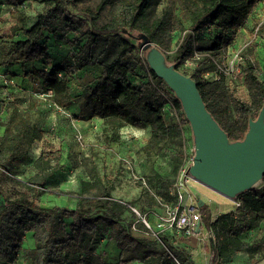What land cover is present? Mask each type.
Returning a JSON list of instances; mask_svg holds the SVG:
<instances>
[{
  "label": "trees",
  "instance_id": "16d2710c",
  "mask_svg": "<svg viewBox=\"0 0 264 264\" xmlns=\"http://www.w3.org/2000/svg\"><path fill=\"white\" fill-rule=\"evenodd\" d=\"M263 3L0 0V18L12 22L0 36V264H195L184 241L191 237L175 228L153 235V213L176 202L172 187L188 122L134 36H145L191 78L229 141H242L264 110V64L255 61L252 42L238 53L236 74L227 54L238 33L264 44V18L255 17ZM31 7L33 15L26 12ZM53 114L55 134L60 122L74 130L83 125L107 149L120 146L123 129L145 128L148 136L134 154L141 176L133 175L146 186L133 180L138 192L129 200L117 196L123 167L98 170L93 146V157L83 159L90 166L82 170L83 164L72 188L63 190L79 167L70 146L33 155ZM237 201L239 207L214 219L206 203L199 209L211 233L212 264L264 261V175L259 188Z\"/></svg>",
  "mask_w": 264,
  "mask_h": 264
},
{
  "label": "water",
  "instance_id": "95a60500",
  "mask_svg": "<svg viewBox=\"0 0 264 264\" xmlns=\"http://www.w3.org/2000/svg\"><path fill=\"white\" fill-rule=\"evenodd\" d=\"M138 43L150 70L165 82L180 102L192 133L193 157L189 174L194 182L229 200L253 189L264 175V110L256 120L249 122L242 141L230 142L206 110L196 83L179 73L145 36H138ZM203 204L197 199L199 209Z\"/></svg>",
  "mask_w": 264,
  "mask_h": 264
},
{
  "label": "rangeland",
  "instance_id": "374dc122",
  "mask_svg": "<svg viewBox=\"0 0 264 264\" xmlns=\"http://www.w3.org/2000/svg\"><path fill=\"white\" fill-rule=\"evenodd\" d=\"M36 9L34 7L28 9L26 12L30 15L35 13ZM264 18V3L262 4V8L259 12L256 13L255 17ZM5 16L0 18V36L9 33V26L12 22L7 19ZM134 39L138 43V36H134ZM255 44L256 48L254 50L255 61H258V65L264 64V44L259 40L257 36H250L246 33H238L236 37L235 50H230L227 56L229 57V65L228 68H233L236 74V60L237 54L243 49V47L248 44ZM226 64V62H225ZM241 84V83H240ZM240 95L245 94V90L241 88L239 85ZM19 100V99H18ZM19 103L23 105L24 103L19 100ZM54 114L50 116V124L47 127V133L41 142H37L33 147V155H38L41 150H58L61 149L62 146L65 148H71V156L75 157V161L79 164L77 170H73L70 173V177L68 178V182L65 183L62 187L63 190H67L75 184L76 178L81 172L80 169L83 168V164H86L84 169L87 167L88 161L83 159L85 157H93L91 147L95 146L96 153L95 154V163L99 169H103L106 171L104 173L110 174L111 170L117 168L116 162L119 163V166L123 167L121 173H119V182L116 184V195L120 197H124L126 199L132 198L137 192L138 187L134 183V179H132L131 174H139L138 170V161L134 159L135 151L138 147L144 143L147 138V130L143 127H127L121 131L122 135V143L117 148L107 149L106 147H98L99 141L93 130H89V128H82V126H77L74 130L72 127H69L65 122L58 123V128L56 127V134L53 132L55 129L53 127V123L55 122ZM55 131V130H54ZM183 137L189 145L192 146V133L190 127H185L182 129ZM80 136V140L77 137ZM105 154V155H104ZM126 161L130 162V168L126 165ZM113 166V168H111ZM114 171V170H113ZM129 172V174H128ZM114 172H112V175ZM131 178H130V176ZM134 180V181H133ZM136 182V181H135ZM70 184V185H69ZM261 186V182H258L253 189H257ZM189 189L191 193L197 199H203L210 209L211 215L216 214H224L228 213L235 209V202L237 201V197L235 200H229L221 195L209 190L208 188L202 186L197 182H191L189 185ZM208 230L203 225L200 233L197 235L188 238V240H184L186 244L189 246V251L191 253L192 260L195 264H212V246L210 241H208ZM182 240V239H181ZM183 241V240H182ZM264 261L256 262H246L243 258H235L231 262L226 264H262Z\"/></svg>",
  "mask_w": 264,
  "mask_h": 264
},
{
  "label": "built area",
  "instance_id": "2783aa9c",
  "mask_svg": "<svg viewBox=\"0 0 264 264\" xmlns=\"http://www.w3.org/2000/svg\"><path fill=\"white\" fill-rule=\"evenodd\" d=\"M198 57L199 56L195 54L193 60H197ZM237 59L238 57L235 58V60ZM185 66L191 67L192 61H186ZM228 69L230 70V72H234L233 68ZM225 73L227 74L228 72ZM204 77L208 78L210 77V75L205 74ZM216 77V75L213 76V78ZM170 112L176 115V112L172 107L170 108ZM77 139L80 140V136L77 137ZM183 151V162L177 171L175 181L172 187V194L176 198L175 205H163L164 211L162 215L153 213L156 218L155 228L157 230L156 233H153L154 236L171 228H175L177 231L182 232L184 236L192 237L194 235H197V225L199 224V233L203 226L201 223V214L199 212V208L197 207V198L191 193L189 189L190 183L194 182V180L189 174V168L192 165L193 147L189 145V143L185 140L183 143ZM125 163L128 168H130V162L126 161ZM133 179L142 186H146L145 180L143 178H139L133 175ZM239 206L240 203L235 202V208ZM132 210L141 219L142 223L147 227V229H151V226L146 221L145 216L141 217L135 209ZM208 235V241H210L211 233L209 231Z\"/></svg>",
  "mask_w": 264,
  "mask_h": 264
},
{
  "label": "crops",
  "instance_id": "0c3cea01",
  "mask_svg": "<svg viewBox=\"0 0 264 264\" xmlns=\"http://www.w3.org/2000/svg\"><path fill=\"white\" fill-rule=\"evenodd\" d=\"M203 202H204V204L206 203L203 199H201ZM203 204V205H204ZM211 214V213H210ZM217 215H219V214H216V215H211V217H212V219H214Z\"/></svg>",
  "mask_w": 264,
  "mask_h": 264
}]
</instances>
